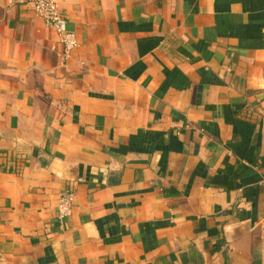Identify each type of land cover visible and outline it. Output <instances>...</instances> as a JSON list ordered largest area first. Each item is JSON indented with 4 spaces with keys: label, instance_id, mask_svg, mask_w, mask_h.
I'll list each match as a JSON object with an SVG mask.
<instances>
[{
    "label": "crops",
    "instance_id": "1",
    "mask_svg": "<svg viewBox=\"0 0 264 264\" xmlns=\"http://www.w3.org/2000/svg\"><path fill=\"white\" fill-rule=\"evenodd\" d=\"M59 10L0 0V264H264V0Z\"/></svg>",
    "mask_w": 264,
    "mask_h": 264
},
{
    "label": "built area",
    "instance_id": "2",
    "mask_svg": "<svg viewBox=\"0 0 264 264\" xmlns=\"http://www.w3.org/2000/svg\"><path fill=\"white\" fill-rule=\"evenodd\" d=\"M13 5L26 7L40 19L47 29L52 30L62 49V59H69L78 48L75 33L67 29L66 20L59 10L60 0H9ZM75 194L71 190L61 191L56 200V220L63 223L72 213Z\"/></svg>",
    "mask_w": 264,
    "mask_h": 264
}]
</instances>
